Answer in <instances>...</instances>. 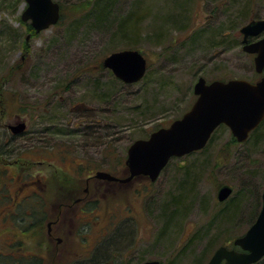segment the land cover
<instances>
[{
    "label": "rangeland",
    "instance_id": "374dc122",
    "mask_svg": "<svg viewBox=\"0 0 264 264\" xmlns=\"http://www.w3.org/2000/svg\"><path fill=\"white\" fill-rule=\"evenodd\" d=\"M76 1L81 3H67L68 14ZM135 2L141 3V35L132 46L144 53L148 68L141 80L126 83L102 65L112 51L132 47L125 36L110 41L115 27H98L90 20L73 25L64 19L32 35L20 21L25 0H0V76L8 74L1 79L16 95L6 99V110L0 111V142L2 133L4 141L11 140V133H6L8 124H27L24 134L11 141L14 150L9 161L13 164L0 174V186L15 201L20 176L29 182L23 194L37 189L33 182L44 175L48 178L45 183L52 178L55 185L40 190L43 194L51 191L49 197L43 196L36 208L39 213L50 208L54 215L62 188L77 189L81 194L89 187L94 196L91 222L79 218L76 209L69 215L63 213L64 231L56 229L53 234L55 238L61 235L63 241L46 237L44 264L58 263L61 257L64 263L78 259L93 264L92 257L102 254L101 244L103 249L111 246V256L125 264H142L148 259L195 264L199 255L209 253L204 261L207 264L219 246L212 251L206 246L215 232L230 226L235 230L234 240L250 226L246 218L234 223L213 220L220 186L231 184V197L253 200L252 195L257 194L261 200L263 125L245 142L231 141L230 128L220 126L206 150L172 158L155 181L144 176L124 183L94 178L87 185L86 177L97 170L114 169L120 176L127 175L129 145L186 112L197 98L194 85L199 76L212 81L252 75V58L243 49L241 28L254 17H264V0H121L120 12L132 10ZM223 29L225 33L215 38L214 32ZM214 38L216 43L210 44ZM25 41L29 45L24 48ZM85 67L92 69L85 71ZM11 70L16 73L11 75ZM48 127L58 132L52 134ZM5 162L0 161V168ZM70 165L80 173L65 182L73 172ZM188 165L197 172L190 183L183 174ZM189 186L193 188L189 190ZM170 197L172 203L182 205L178 211H168L171 219L165 224V203ZM0 205L4 212L6 203ZM0 227L2 237L7 229ZM45 228L48 230L47 222ZM122 228L125 238L119 237V241L116 231ZM221 236L217 240L231 244L228 235L225 239ZM131 239L133 243H129ZM20 248L14 245V264L23 263L17 259L23 257Z\"/></svg>",
    "mask_w": 264,
    "mask_h": 264
},
{
    "label": "water",
    "instance_id": "95a60500",
    "mask_svg": "<svg viewBox=\"0 0 264 264\" xmlns=\"http://www.w3.org/2000/svg\"><path fill=\"white\" fill-rule=\"evenodd\" d=\"M22 12L24 21L31 20L36 32L56 24L60 20L61 5L58 0H26ZM264 31V19H255L241 28L243 49L256 53L257 71L264 69V38L248 44L251 35ZM109 68L122 81L134 83L141 80L148 68L144 53L138 48H123L112 51L103 59ZM197 95L192 106L167 126L153 130L146 138L134 140L128 147L126 165L129 174L119 177L107 170H98L96 177L109 181L130 182L137 176H148L157 180L173 157H182L204 148L212 134L221 124L230 127L240 142L264 120V76L257 82L246 78L215 79L208 81L199 76L194 85ZM26 122L8 124L15 134L26 129ZM233 193L230 184L218 189L220 201L227 200ZM234 244L241 249L218 246L207 264H254L264 257V192L263 206L256 221L247 231L235 238ZM102 264H122L119 261H104ZM142 264H162L159 259H148Z\"/></svg>",
    "mask_w": 264,
    "mask_h": 264
},
{
    "label": "trees",
    "instance_id": "16d2710c",
    "mask_svg": "<svg viewBox=\"0 0 264 264\" xmlns=\"http://www.w3.org/2000/svg\"><path fill=\"white\" fill-rule=\"evenodd\" d=\"M61 4V18L60 21L58 23H61L64 19L65 21H67L68 19L72 21L73 25H76L78 23H81L82 20H90L92 21L93 25L98 26V27H105V26H113L116 28L115 32H113V34L111 35V42H115L117 36H125V39H128L129 41H132L130 44V46L133 45V43L135 41L138 40V36L141 35L140 33V18L142 16L141 13V3L139 2H135L133 3L131 8L132 10H129L128 12H126L125 14L120 12L122 6L120 4L121 0H90V1H84V0H79L81 3H78V1L74 2L72 9H71V14H68L67 10H66V6L69 5L67 4L68 2L72 1V0H58ZM65 10H66V14H65ZM21 23L25 24L27 26V30L32 34L35 35L36 31L34 30V28L31 26V24L27 23V22H23L22 20H20ZM215 38L217 37V35L219 34H224V29L221 31H215ZM161 35V34H160ZM209 35V34H208ZM127 36V37H126ZM224 36V35H222ZM214 38V41L210 42V44H215L216 40ZM225 37L221 38L220 42L223 43L224 42ZM24 48L28 47L29 44H27V41L24 42ZM129 48H137V47H129ZM26 55L23 56V58H25ZM103 65V64H102ZM91 70L92 68L90 67H85V71L86 70ZM11 75L12 74V70L10 71ZM6 75L8 74H4L0 76V111H5L6 110V105H5V100L6 99H15V94H11L10 90L6 87V85H4L3 81H2V77H6ZM71 82H68L66 84V87H68V85H70ZM11 96V97H10ZM2 102V103H1ZM85 111H88V109H85ZM264 126V122L257 128L255 129L252 133H257L260 130V128H262ZM262 126V127H261ZM220 127V126H219ZM218 127V128H219ZM8 128V127H7ZM217 128V130H218ZM49 132H51L52 134L57 133L58 130H54L53 127H48ZM216 130V131H217ZM11 130L8 128V131H6L7 135H9V133ZM215 131V132H216ZM67 132V131H66ZM66 132H62L59 131L58 134H69ZM214 132V133H215ZM256 134V135H257ZM3 136H1V142H0V161L4 160L6 161L3 168H0V174H4L7 171V167L10 163L13 164L11 161H9L12 158V153L14 150V145L11 146V141L16 137L15 134L11 133L10 134V141H4L5 139V134L2 133ZM214 135V134H213ZM250 135V137H251ZM213 137V136H212ZM211 137V138H212ZM249 137V138H250ZM211 141V139H210ZM209 141V143H210ZM231 141L233 142H237L234 139H231ZM209 143L207 145H209ZM207 146L201 150V152H203L204 150H206ZM193 153H197L193 152ZM191 153V154H193ZM14 162L17 161L19 162L18 159L14 158ZM16 162V163H17ZM189 166V165H188ZM188 166H184V171L183 174L185 175V177H188L189 173L187 171V169L189 168ZM111 173H113L116 176H120L119 173H117L116 170L114 169H110L109 170ZM126 171L128 172V169L126 168ZM5 177V176H3ZM185 181V180H184ZM181 182V179H180ZM179 182V185H180ZM57 184V183H56ZM48 188H52L55 183L52 181V179H50L47 182ZM191 185V184H190ZM62 185L60 184V187ZM66 188V187H65ZM180 188V186H179ZM193 187L189 186V190H191ZM48 192L51 191H47L45 194L40 193V192H36L34 191V193L30 194L29 197H27L22 203L16 204L14 208L12 209H8V206H11L12 201H11V195L9 196V194L7 195L3 188H1L0 186V203H6V209L4 210V212H2L3 216L0 217V226H3V228H6L7 230H5L4 235H2V237H0V250H3V247H6V245H8V241L7 238L9 237H13V247L14 245H20V246H24L23 244L28 242L31 246H32V251L30 253V256H21V258H17V259H21L23 260V263L21 264H44L43 259L45 258V256H38V250L36 247H40V245H42L41 243H45L46 237H48L47 234V230L45 228L46 222L48 223L49 220L52 219L54 214H51V212L49 211V209H43L40 210L41 213H39L36 208V205L39 203L40 199L45 196V197H49L48 196ZM189 192V191H188ZM255 194V193H254ZM176 196V195H175ZM253 197V204L251 206V208H247L245 206L244 203V197H229L227 200H225L224 202H219L218 203V209L216 211V214L213 216V220H217L219 219V221H223L225 223H231V222H235L236 220L241 221L242 219L246 218L248 219L249 223H253L255 220L254 218L257 216L258 210H259V205H260V197L257 196V194L252 195ZM187 199H188V195H187ZM8 203V204H7ZM174 206V210L178 211L179 207H181V203L179 201H174L173 202ZM1 207H3L2 205H0V210ZM5 207V206H4ZM233 222V223H234ZM168 224V223H167ZM220 225V223H219ZM221 227V225H220ZM2 227H0L1 229ZM11 228V229H10ZM10 229V230H9ZM227 230H223L224 232H222V229H219L218 232H215L216 234H214L215 236L213 238H211L210 240H208L207 245L209 248L211 246V251L216 248V246L218 245H223V244H228L227 240L225 239L226 236L228 235L227 238H229V241L231 242L230 245H232L233 240L231 239L232 236L235 234V230L232 227H228L226 228ZM119 229L116 231V233L119 234L118 236V240L119 237L120 239H122L123 237L125 238V236H122L121 231H123V228L119 231ZM219 235H222L221 237H223L225 239V241H220L217 240ZM225 235V237H224ZM237 237V236H236ZM120 241V240H119ZM227 241V242H226ZM105 244V243H104ZM229 245V244H228ZM30 247V246H29ZM111 247V246H110ZM110 247H105V249H103V245H101V250L99 256L100 257H92L93 259V264H101L102 262H104L105 260H117V261H121L123 264H125L124 260L121 259H115L113 258L114 256H108L111 255L109 252V248ZM35 248V249H33ZM31 249V247H30ZM4 251V250H3ZM208 254L202 253L201 255H199L196 259L195 264H204V261L206 258H208ZM16 256H0V263H13L16 260L15 259ZM23 258V259H22ZM107 258V259H105ZM110 258V259H109ZM19 260V261H21ZM54 264H86V262L82 261V260H72L69 261L67 263H64L62 257L61 259L58 261V263H54ZM256 264H264V258L260 261H258Z\"/></svg>",
    "mask_w": 264,
    "mask_h": 264
},
{
    "label": "flooded vegetation",
    "instance_id": "af4514ba",
    "mask_svg": "<svg viewBox=\"0 0 264 264\" xmlns=\"http://www.w3.org/2000/svg\"><path fill=\"white\" fill-rule=\"evenodd\" d=\"M253 19H264V17L257 16V17L252 18L251 20H253ZM28 37H29V35H28ZM262 38H264V31H262L258 35H251V36H249L248 39H247V43L250 44V43H253V42H257V41L261 40ZM242 44H243V46L245 44L243 42V39H242ZM247 54L252 58V67H253L252 68V75H251V77H248L247 79L250 80L251 82H257L260 79H262V77L264 76V69L261 72L257 71L256 65H255V57L257 55L256 53L247 52ZM263 122H264V120L259 124V126ZM10 132L13 133L12 131H10ZM13 134H15V133H13ZM20 134L23 135L24 133L23 132L22 133H17L15 135L16 136H20ZM200 152H201V150H200ZM74 166H72V165L69 166L70 170H73V172L70 173V177L71 178H67V180L65 182H71L74 179V177L78 176L77 174L80 173L78 171V169L75 168ZM19 170H17L18 175L20 174ZM128 174H129V171L127 172V175ZM127 175H125V176H127ZM125 176H119V177H125ZM144 177H146V176H144ZM94 178L100 179V178L96 177V173L95 174L92 173L91 175H89L88 177H86V183H87V185H89L90 184V181L92 179H94ZM42 179L44 181L43 184H41ZM47 179L48 178L46 177V175H44L43 177L39 178L38 181H34L33 183L35 185V188H37V189H32L30 192H28L26 194H23L24 185H28L29 182H26V181L24 182L22 176H20V179L18 180V182L21 181V185L18 186V190L16 189L18 195L17 194L14 195L18 199L15 200V201H13L14 198H12V196H11L12 204H11V206H8L9 207L8 209H12V208L15 207L16 204L22 203L27 197L30 196V194L32 192H34V191L40 192V190H42L41 188H43L45 190L48 189L47 182L45 183V181ZM50 179H52V178H50ZM14 180H16V179L15 178L14 179L12 178V181L13 182H14ZM100 180H105V179H100ZM114 182H116V183H124V182H120V181H114ZM68 187H69V185H68ZM62 189L63 190H61V192H60V198L58 199V201H59V203L57 204L58 206L56 205L57 208H56V212L55 213H57V214L56 215H53L52 219L49 220L48 223H47V225H48V230H47L48 236L49 237H53L52 239H57L58 242L63 241V237L60 235V236H57L55 238L53 236V234H54V231L56 229H62L64 231V227L66 226V220H65L66 219V216L64 217L63 213L66 212V214L69 215L70 213H72L74 211H75L76 214L79 212L81 214L79 218H82L85 223H87L88 221L91 222L92 221V214L91 213L93 212V206H91V205H92V203L94 201V196L91 195V190L92 189L89 188V187L84 188L81 194L78 193L77 189H73L72 188L69 191L67 189H64V188H62ZM9 192H10V189H9ZM67 192H69V194ZM10 194H11V192H10ZM200 200H201V198H200ZM262 202H263V193H262V197H261L260 203H262ZM53 205H55V203ZM72 209H76V210L72 211ZM1 214H2V212H0V217H1ZM90 214H91V216H90ZM257 216H258V214H257ZM257 216H256V219H257ZM253 223H251L250 226ZM7 240L8 241L11 240V241L8 242V245H6V247H3V250L4 251L3 250H0V256H15L13 242H12L13 237H9L8 236ZM41 244L42 245H40V247L39 246L37 247L38 248L37 249L38 250V256H45V247H44L45 246V243L44 244L41 243ZM23 245L24 246H21V248H20V252L22 251L21 254L23 256H30V253L32 251V248L30 249L29 243L26 242ZM229 247L230 248H236V249L239 250V247L234 246V243H232V245H229ZM110 254H111V251H110ZM120 254L123 255V252H121ZM121 255H119V256H121ZM108 256H111V255H108ZM11 263H2L1 262L0 264H11Z\"/></svg>",
    "mask_w": 264,
    "mask_h": 264
},
{
    "label": "bare ground",
    "instance_id": "6f19581e",
    "mask_svg": "<svg viewBox=\"0 0 264 264\" xmlns=\"http://www.w3.org/2000/svg\"><path fill=\"white\" fill-rule=\"evenodd\" d=\"M26 2H27V1L25 0V3H26ZM22 20H23V19H22ZM253 20H255V19H253ZM23 21H24V20H23ZM250 21H252V20H250ZM250 21H249V22H250ZM249 22H248V23H249ZM246 24H247V23H246ZM79 107H80V106H79ZM79 107L77 106L76 109L79 108ZM81 107H82V106H81ZM76 109H75V110H76ZM87 109H88V112H90V109H89V108H87ZM184 113H185V112H184ZM184 113H183V114H184ZM183 114H182V115H183ZM182 115H181V116H182ZM93 117H94V116H93ZM177 118H178V117H177ZM175 119H176V118H175ZM175 119H174V120H175ZM172 121H173V120H172ZM222 125H226V124H221V126H222ZM226 126H227V125H226ZM228 127H229V126H228ZM229 128H230V127H229ZM230 130H231V129H230ZM47 131H49V130H47ZM231 132H232V131H231ZM231 135H232V139L236 140L237 142H240V141L236 138V136H235L233 133H231ZM208 143H209V142H208ZM208 143H207V144H208ZM206 146H207V145H206ZM206 146H205V147H206ZM205 147H204V148H205ZM204 148H202V149H204ZM202 149L200 148V149H198V150H196V151H197V152H200V150H202ZM196 151H193V152H196ZM193 152H191V153H193ZM191 153H189V154H191ZM199 161H200V162H199V166H198V177L201 176V159H200ZM125 165H126V163H125ZM126 167H127V169H128V166H127V165H126ZM188 167H189V168L187 169V171L190 172V173H189V175H188V177H187L186 180H187V182H189V181H191V180L194 182L195 177H196L195 175H197V172H196V171L193 172V167H192V166L189 165ZM188 179H189V180H188ZM189 183H190V182H189ZM199 183L201 184V181H199ZM224 184H226V183H224ZM227 184H228V183H227ZM222 185H223V184H222ZM230 185H231V184H230ZM231 186H232V185H231ZM198 187H199V186H198ZM232 188H233V191H234V187H233V186H232ZM217 193H218V191H217ZM172 197H173V196H172ZM172 197H170V199H168V201L165 203V205L168 206V207H166L167 212L164 213V214L166 215L165 224L168 223V222L170 221V219H171L169 216L167 217V213H168V211L171 210V213H172V211L174 210V209H173V206H172V204H173V203H172ZM217 199H218V197H217ZM218 201H219V202H224V201H220L219 199H218ZM244 203H245V206H246L247 208H251V206H252V204H253V200H252L250 197H249V198L244 197ZM261 204H262V205H261ZM262 206H263V202L260 203V205H259V210H258V213H257L258 215H259V213H260V211H261V209H262ZM133 241H134V239H131V241H130L129 243H133ZM210 258H211V257H210Z\"/></svg>",
    "mask_w": 264,
    "mask_h": 264
}]
</instances>
